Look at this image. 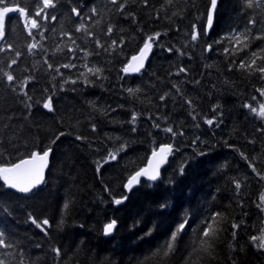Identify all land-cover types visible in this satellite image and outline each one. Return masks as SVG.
Masks as SVG:
<instances>
[{
  "label": "trees",
  "instance_id": "1",
  "mask_svg": "<svg viewBox=\"0 0 264 264\" xmlns=\"http://www.w3.org/2000/svg\"><path fill=\"white\" fill-rule=\"evenodd\" d=\"M120 3L58 0L55 9L45 10L47 20L37 18L43 36L36 29L29 36L17 15L6 19L0 40V165L48 147L52 156L45 185L29 195L8 190L0 180V204L7 209L0 211V230L13 245L0 249V258L6 264H264V249L251 239L264 234V211L257 207L264 204V179L249 166L264 176V119L244 107L264 104V78L254 68H239L264 48V39H252L243 51L227 39L264 32V4L249 8L247 0H220L207 35L210 0H127L123 11ZM18 6L31 15L36 0H19ZM253 18L255 25L249 23ZM80 23L94 35L77 32ZM193 25L200 33L196 41ZM155 33L160 36L146 69L125 76L123 69ZM113 40L115 49L109 47ZM34 42L40 47L29 51ZM80 49L91 54L85 59ZM65 64L75 67H60ZM88 68L102 71L92 75ZM129 88L140 91L130 95ZM49 97L51 111L43 107ZM168 127L183 135L172 136L164 131ZM169 144L173 153L160 180L143 179L128 194L129 177L147 165L154 148ZM121 145L126 146L117 158L103 163ZM97 161L103 165L99 172ZM234 180L242 185L239 191ZM215 213L222 214L218 238L209 252L193 251L202 221ZM32 218L47 219L51 227L43 231ZM185 218L174 251L163 259L154 255ZM112 220L116 228L107 238L103 226Z\"/></svg>",
  "mask_w": 264,
  "mask_h": 264
},
{
  "label": "snow or ice",
  "instance_id": "2",
  "mask_svg": "<svg viewBox=\"0 0 264 264\" xmlns=\"http://www.w3.org/2000/svg\"><path fill=\"white\" fill-rule=\"evenodd\" d=\"M109 3L113 5H117L119 3V0H108ZM127 0H124V3L119 4V11H123V8L126 4ZM168 3H171L172 0H167ZM12 3V0H0V40H3L5 37V17L8 13H16L17 18L23 17V23L24 27L28 30V35H32V30L36 29L39 32V35L43 36V32L39 31L41 28L40 21L37 18H40V20H47L48 14L45 11L46 9H55L57 7L58 0H36V6L34 11L31 13V15L26 11V7H19L18 3L19 0H17V6H9V4ZM144 3H147V0H144ZM264 4V0H247V6L249 8L253 7L254 5L260 6ZM217 7V0H210V10L207 15V28H211L213 24V14L215 12V9ZM72 12L75 13L76 16H80L81 13L78 9L73 8ZM91 12L93 15H98V11L95 7L91 8ZM43 13V15H41ZM11 19V18H10ZM52 20L56 19V16L53 15L51 17ZM88 19H91V16L88 17ZM249 23L252 25L256 24V20L250 19ZM77 32L84 31L89 36H93L94 33L90 32L88 30V26L84 23H80L79 26L76 28ZM113 31V27L109 25L107 29V34H111ZM207 33V29H205V34ZM65 35H68L65 33ZM200 33L198 30H196V26L193 25V32L191 34V40L196 41L199 37ZM160 33H155L153 36H148L144 42L143 47L139 50V54L137 56H133L131 58V61L126 65V67L123 69L124 72L128 71H136L139 72V70L144 66L143 62L147 58V54L151 51L153 41L155 39H159ZM35 39V38H33ZM227 39L230 42H235L237 49L239 51H243L245 48L249 46V42L252 39H264V32H261L260 35L252 36L250 30L246 33H238L234 35H229ZM73 44H75V41H72ZM95 43L97 47H103L102 44H100L99 39L95 40ZM219 43V41H218ZM117 42L113 40L111 44L109 45L110 48L115 49L117 47ZM11 47V45H9ZM40 47L39 42H34L29 45V51H32L33 49H36ZM78 47V46H77ZM59 50V49H58ZM206 51H212V45H208L205 49ZM70 51H74V49H70ZM81 52H84V57L87 58L89 53L88 51L84 49H80ZM105 51H108V49H105ZM169 51H172V49H169ZM225 51H228L227 49ZM98 54V53H97ZM183 55V53H181ZM17 55H20V53H17ZM264 60V48H261L259 52H253L251 53V59L250 62L245 63L241 62L239 64V68L242 69H253L255 71H258L262 74V78H264V66H256V60ZM12 64H15L16 61L13 60L11 62ZM84 67H87V64L83 65ZM49 68H52V65H48ZM60 67L64 68H70L75 67L73 64H65L61 65ZM57 72H59V68L56 69ZM102 69L100 68H88V72L92 75H98L101 73ZM180 71H185L184 69H180ZM7 78V81L9 83L14 81V76L11 73H5L4 74ZM31 79V78H29ZM87 82V81H85ZM72 83H75V81H72ZM27 86V80L22 81L20 83V87L23 90ZM128 93L130 95H135L137 92L140 91V89H127ZM23 95L25 97H28L27 91H23ZM261 95L264 96V90H261ZM161 99H164V97H161ZM28 100H31V97H28ZM189 105H191V101H187ZM26 106L30 107V104L26 103ZM44 108H47L49 111L52 110V104H51V97L47 99V101L43 105ZM244 107H247L250 109V111L254 114H256L261 119H264V104H261L259 108L253 107L250 104H245ZM215 111V109H214ZM137 119L136 114H133L130 123H135ZM193 119L195 120V116H193ZM205 123L208 125H212L214 123V120L207 119L205 120ZM198 126V125H197ZM218 126V125H217ZM154 127H159V125H155ZM133 131L135 129L133 128ZM165 132L171 133L172 136H176L177 134L183 135V132H176L171 127L165 128ZM65 135V133H59L55 139L52 141V143H55L56 140L60 138V136ZM77 139H82L81 137H77ZM126 145H121L119 148H117L115 151H109L108 155L104 158L103 163H108L109 160H115L119 154V152L124 150V147ZM52 149L51 147H48L45 149L42 153L40 152H32L28 158L20 159L17 163H12L9 165H0V180L3 181V186L7 189H13L16 192L28 194L33 191V189H36L39 185H41L44 182V169L48 165V158L51 153ZM173 151L172 145H161L159 148H154L152 150V158L148 162V166L145 168H141L138 171H136L132 176L129 177L126 187L130 191L132 187L135 184L140 183V177H146L148 180L156 181L160 176V166L166 162L167 156L171 154ZM203 155L204 153H200ZM241 157L244 159H247V157L240 153ZM97 172H99L100 168L103 166L101 162L97 161ZM249 166L252 167L253 171L256 173L257 176H260L261 179H264V176L261 175L259 171L256 170L255 166L249 162ZM181 174H183V167L180 169ZM235 188L237 191L241 188V183L238 180H234ZM126 198V197H125ZM261 200L264 201V196H261ZM115 204L122 203V199H115ZM68 205L65 204L64 208L67 209ZM161 207H166V205H161ZM257 207L261 208L262 211H264V204H259ZM0 211H7V209L4 207L3 204H0ZM221 213H215L208 219L202 221V224L204 227L201 230L200 233V239L196 242L199 245V248H194L193 251H202V252H209V250L212 248L214 241L218 238L219 232L221 231L220 224H221ZM32 223L36 224L37 227L41 228L43 231H46L45 226L51 227L49 221L47 219H44L42 221H37L35 218H32ZM63 223V221H61ZM188 224V219L185 218L182 223L178 225L176 230L171 234L170 239L165 243V245L158 249L154 255L163 258H167L175 248V243L177 240V237L181 232L185 230L186 225ZM240 225L233 224L232 227L238 228ZM116 228V221L112 220L111 222L105 224L103 226V233L104 235L111 234ZM264 231V230H262ZM233 236H235V232L233 233ZM5 232L3 230H0V249H8L12 248L13 245L11 243L5 242ZM253 242L259 241V243L256 245L258 248L264 249V234H262L259 237H252L251 238ZM52 251L56 253L57 256L60 255V249L59 248H53ZM0 264H6V261L3 258H0ZM20 264H23V260H21Z\"/></svg>",
  "mask_w": 264,
  "mask_h": 264
},
{
  "label": "water",
  "instance_id": "3",
  "mask_svg": "<svg viewBox=\"0 0 264 264\" xmlns=\"http://www.w3.org/2000/svg\"><path fill=\"white\" fill-rule=\"evenodd\" d=\"M219 2H220V0H217V7H216L215 12H214V14H213V24H212L211 28H207V27H206V28H207V34H208V35H210L211 32H212V29H213V26H214V21H215V14H216V10H217V8H218ZM13 7H15V6H13ZM209 10H210V9H209ZM15 15H17V14H16V13H8V14L6 15V17H5V23H6V19H7L8 17L15 16ZM75 16H76V15H75ZM77 17H78V16H76V18H77ZM21 18H22V21H23V17H21ZM152 52H153V50H152V48H151V51L147 54V58H146V59L144 60V62H143L144 66L139 70V72H136V71H128V72H124L125 75L135 77V76H138L140 73H142V72L146 69L148 63L150 62V59H151V57H152ZM209 52H210V51H209ZM138 54H139V53H138ZM138 54H137V55H138ZM137 55H135V56H137ZM130 61H131V60H130ZM172 148H173V147H172ZM172 153H173V151H172ZM172 153L169 154V155L167 156V160H166V162L163 163V164L160 166V169H159L160 176H159V178H158L156 181L148 180L146 177H143V176L140 177V181H141L142 179H145V180H147V181H149V182H157V181L160 179V177H161V171H162V170L168 165ZM51 155H52V151H51V153H50V155H49V158H48V165H47V167L44 169V182H43L41 185H39L36 189H33L32 192H34V191L37 190V189L42 188V187L45 185V183H46V179H47V174H48V171H49V169H50ZM151 158H152V154H151L149 160H150ZM149 160H148V162H149ZM147 166H148V163H147L146 167H147ZM1 182H2V184H3V181H2V180H1ZM139 184H140V183H139ZM139 184H135V185L132 187V189H131L130 191H129L128 188L126 187V192L129 194L132 190H134L135 188H137V187L139 186ZM8 190H10V191H12V192H14V193H17V194H24V193L16 192V191L13 190V189H8ZM32 192H31V193H32ZM31 193H28V194H31ZM28 194H24V195H28ZM112 235H113V232H112L111 234H109V235H106V237H107V238H110Z\"/></svg>",
  "mask_w": 264,
  "mask_h": 264
},
{
  "label": "bare ground",
  "instance_id": "4",
  "mask_svg": "<svg viewBox=\"0 0 264 264\" xmlns=\"http://www.w3.org/2000/svg\"><path fill=\"white\" fill-rule=\"evenodd\" d=\"M219 6V5H218ZM216 12H217V10H216ZM215 16H216V14H215ZM214 24H215V21H214ZM206 27H207V24H206ZM214 27V26H213ZM207 29V28H206ZM213 30V29H212ZM208 35V34H207ZM161 174H162V171H161Z\"/></svg>",
  "mask_w": 264,
  "mask_h": 264
}]
</instances>
